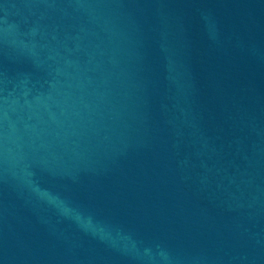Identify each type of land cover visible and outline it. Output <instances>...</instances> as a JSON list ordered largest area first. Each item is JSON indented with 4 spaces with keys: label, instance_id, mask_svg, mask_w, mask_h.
Listing matches in <instances>:
<instances>
[{
    "label": "water",
    "instance_id": "obj_1",
    "mask_svg": "<svg viewBox=\"0 0 264 264\" xmlns=\"http://www.w3.org/2000/svg\"><path fill=\"white\" fill-rule=\"evenodd\" d=\"M0 264H264V0H0Z\"/></svg>",
    "mask_w": 264,
    "mask_h": 264
}]
</instances>
